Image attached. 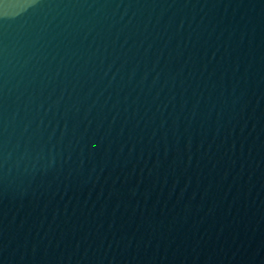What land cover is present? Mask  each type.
<instances>
[{
	"label": "water",
	"instance_id": "95a60500",
	"mask_svg": "<svg viewBox=\"0 0 264 264\" xmlns=\"http://www.w3.org/2000/svg\"><path fill=\"white\" fill-rule=\"evenodd\" d=\"M0 264H264V0H0Z\"/></svg>",
	"mask_w": 264,
	"mask_h": 264
}]
</instances>
